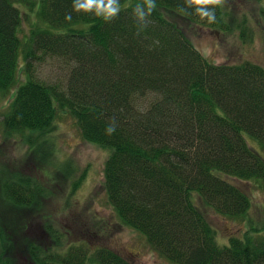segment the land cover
Instances as JSON below:
<instances>
[{
	"label": "trees",
	"instance_id": "trees-1",
	"mask_svg": "<svg viewBox=\"0 0 264 264\" xmlns=\"http://www.w3.org/2000/svg\"><path fill=\"white\" fill-rule=\"evenodd\" d=\"M142 2L120 0L119 15L108 22L74 10L73 0H39L41 25L21 43L28 13L17 4L31 11L35 2L0 0V95L15 86L19 68L24 76L2 115L3 133L41 132L59 112L69 114L86 142L109 150L103 184L118 220L162 258L264 264V219L219 243L205 212L242 220L251 200L236 181L264 188V67L212 62L182 25L225 29L231 13L223 6L235 0L208 5L211 21L189 0H155L144 28L133 15ZM241 28L245 36L247 26ZM44 59L66 64L65 88L34 76V63ZM113 117L116 131L107 135ZM31 172L0 164V206L11 209L0 211V264H131L104 248L57 251L51 226L38 228L33 219L44 213L46 188L37 164ZM32 226L47 243L26 236Z\"/></svg>",
	"mask_w": 264,
	"mask_h": 264
},
{
	"label": "rangeland",
	"instance_id": "rangeland-1",
	"mask_svg": "<svg viewBox=\"0 0 264 264\" xmlns=\"http://www.w3.org/2000/svg\"><path fill=\"white\" fill-rule=\"evenodd\" d=\"M34 2L31 11L17 4L22 13H28L27 16L23 14L18 31L21 43L31 30L41 25L36 17L39 0ZM224 5L231 13L225 18V29L188 27L182 22L188 33L191 32V41L212 62L237 64L250 61L264 67V19L260 17L264 0H235V4ZM245 25L248 33L242 36L241 27ZM18 60L19 66H22L21 53ZM67 71L68 67L60 60L44 59L34 63L35 77L62 88H65ZM23 79L22 68H19L15 86L9 93L0 95V164L13 165L14 170L22 175L33 174V167L36 164L39 166L42 173L38 172L37 177L46 191L45 200H42L44 213L32 216L37 227L43 228L44 224L51 226V231L59 237V252L79 246L87 248V251L104 248L116 252L131 264H172L151 249L142 235L118 220L107 200L103 184L104 164L109 150L86 142L69 114L59 112L52 127L41 132L3 133L2 115ZM246 139L250 145L257 146L252 139ZM3 174L6 173L0 175ZM236 183L246 190L251 200L249 213L244 219H229L210 208L204 209L219 243L226 242L232 234L242 236L246 229L258 226L264 219V188L252 181ZM2 206L7 212L11 210L10 205H1L0 211ZM26 231V236L31 235L36 244L47 243L46 234L41 232L43 237L40 233L38 236L33 226ZM48 243L51 244L50 240Z\"/></svg>",
	"mask_w": 264,
	"mask_h": 264
},
{
	"label": "clouds",
	"instance_id": "clouds-1",
	"mask_svg": "<svg viewBox=\"0 0 264 264\" xmlns=\"http://www.w3.org/2000/svg\"><path fill=\"white\" fill-rule=\"evenodd\" d=\"M222 0H189L190 6H195V11L202 17L208 18L210 21L215 18V13L207 8L208 5L221 3ZM73 8L76 11L94 12L102 17L105 21L114 20L121 11L120 0H73ZM156 9L155 0H143L133 7V15L138 21L141 28L147 26L146 21L152 11ZM183 10V9H182ZM71 14L66 17L70 19ZM116 122L113 117L105 128V133L111 135L116 131Z\"/></svg>",
	"mask_w": 264,
	"mask_h": 264
}]
</instances>
